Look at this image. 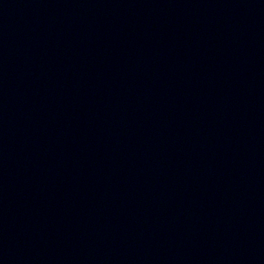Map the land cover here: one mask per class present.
<instances>
[{
	"label": "water",
	"instance_id": "1",
	"mask_svg": "<svg viewBox=\"0 0 264 264\" xmlns=\"http://www.w3.org/2000/svg\"><path fill=\"white\" fill-rule=\"evenodd\" d=\"M0 264H264V0H0Z\"/></svg>",
	"mask_w": 264,
	"mask_h": 264
}]
</instances>
